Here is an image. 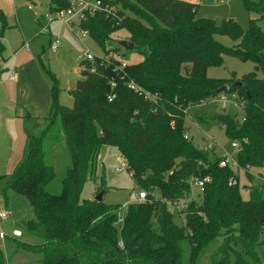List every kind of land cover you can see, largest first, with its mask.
<instances>
[{
    "label": "trees",
    "instance_id": "16d2710c",
    "mask_svg": "<svg viewBox=\"0 0 264 264\" xmlns=\"http://www.w3.org/2000/svg\"><path fill=\"white\" fill-rule=\"evenodd\" d=\"M103 1L116 8V18L98 14L83 23L103 56L79 63L82 80L71 91L73 106L58 103L54 81L42 128L33 135L27 129L30 116L23 120V155L8 187L29 201L35 219L27 230L42 229L44 242L32 246L12 241L40 256L32 264H183V244L188 246L187 264H199L207 253L210 264H260L256 247L264 245L262 191L251 188L249 200L243 201L237 183L229 185L237 174L219 168L215 146L201 150L184 138V118L190 106L231 94L237 95L238 103L242 96L243 118L220 116L219 121L239 145V165L264 170V32L256 20L242 31L231 19L218 24L199 18L197 2ZM243 5L258 20L264 19V0H243ZM0 22L5 24L1 11ZM121 29L133 51L143 56L124 69L109 49L112 35ZM4 30L3 26L0 38ZM216 36L237 43L227 47ZM3 51L0 43V54ZM224 55L251 61L254 71L238 81L233 76L209 78L208 69L221 66ZM130 84L135 90L128 88ZM222 87L227 91L216 93ZM57 124L70 164L58 176L60 190L53 193L57 174L46 160L44 144L52 139ZM102 147L119 152L146 196L126 206L118 226V206L80 197ZM191 178L209 181L203 192L186 202ZM176 203L184 204L178 212L184 219L180 227L173 223L168 207Z\"/></svg>",
    "mask_w": 264,
    "mask_h": 264
},
{
    "label": "rangeland",
    "instance_id": "374dc122",
    "mask_svg": "<svg viewBox=\"0 0 264 264\" xmlns=\"http://www.w3.org/2000/svg\"><path fill=\"white\" fill-rule=\"evenodd\" d=\"M50 0H13L11 5L5 3L2 11L5 24L0 22V29L5 27L0 43L4 51L0 54V212L6 211L8 217L0 220V232L5 236L0 239V256L3 254L4 264H32L39 259V255L19 248L15 241L28 245H39L44 242L43 230L36 232L27 230V224L34 221L35 217L29 201L12 192L9 187V176L20 162L24 149L23 127L24 122L13 116V112H7L3 106L4 101L14 103V84L9 80L10 74H15V67L28 58L36 59L41 64L45 79L50 86L57 82L58 103L67 108L73 106L71 91L76 87L77 81L82 80L79 58L88 52L93 57H102L103 52L99 46L89 37L76 36L65 23L54 20L48 24L45 14L48 12ZM115 1V0H112ZM193 1V0H190ZM256 1V0H252ZM199 4L196 16L212 20L220 24L224 20L235 21L242 31L249 27L250 20H256L257 26L264 32V19L258 20V16L249 13L243 5V0H197ZM118 8H121L118 5ZM128 16L129 13L125 11ZM218 42L227 47L236 45L228 37L216 36ZM59 40L56 53L50 50L53 40ZM128 41L127 32L119 30L112 35L110 43V55L117 56L127 65L136 64L143 60V56L133 50H125L119 43ZM116 49V51H115ZM44 66V69L42 68ZM254 71V64L247 60L224 55L219 67L209 68L207 76L216 79H230L238 81L241 76ZM261 77V73L257 74ZM7 94V97H4ZM236 94H231L229 102L223 108L220 101L213 99L196 106H190L184 118L188 138L195 147H206L207 144L215 146L217 157L225 154L235 155L236 149L231 147L232 140L225 134L219 121L220 116H227L240 121L243 112L234 100ZM238 104L242 100L238 99ZM42 122V120H41ZM40 122V123H41ZM30 121L27 123V129ZM30 127V125H29ZM40 127L36 130L38 133ZM34 135V134H33ZM52 139L44 144L46 160L54 167L57 174L52 183L53 193L60 190L59 177L69 167L70 156L63 145L59 124L52 132ZM58 137V139H57ZM123 165V168H122ZM118 169H121L118 171ZM238 176V191L243 201L249 200L251 188H258L264 196V176L262 168H250L248 173L241 170ZM104 180V181H103ZM141 190L135 185L130 173L126 170L123 159L113 147H102L97 157V164L93 176H87L81 190V199L93 200L99 193L104 192L102 201L105 204L118 206V214L123 217L128 204L134 200ZM193 196H197L198 189L192 188ZM145 200V199H144ZM172 221L177 226L183 225V216H179L177 210L169 207ZM119 224L116 223V226ZM16 233H19L18 235ZM15 240V241H12ZM264 240V233L260 236ZM183 264H187L188 246L183 244ZM260 258V264H264V245L256 247ZM209 254L202 256L199 264H210Z\"/></svg>",
    "mask_w": 264,
    "mask_h": 264
},
{
    "label": "built area",
    "instance_id": "2783aa9c",
    "mask_svg": "<svg viewBox=\"0 0 264 264\" xmlns=\"http://www.w3.org/2000/svg\"><path fill=\"white\" fill-rule=\"evenodd\" d=\"M61 1H64L65 3L64 7H61V3H62ZM98 14H101L107 18L113 19V18H116V8L110 5L109 2H104L103 0H50L49 5H48V12L45 14L44 18L46 20L47 26L54 20H59L65 23L66 25H68L76 36L86 37L89 35H88L87 30L83 28V23H85L89 17L93 15H98ZM58 46H59V40L55 39L50 44V50L53 53H56ZM112 57L121 62V65H120L121 69H124L126 67V63L122 62L119 59L118 55L116 57L115 56H112ZM96 58H101V57H93L88 52H86L85 55L80 57L78 61L79 63L88 62V61L93 62ZM90 71L92 72L93 69H91ZM9 80L10 81L16 80L14 73H12L9 76ZM128 88L131 90H135V87L132 84H130ZM112 98L113 97H110L108 100L111 101ZM219 101L222 107L224 108L226 104L229 102V98L226 96H221L219 98ZM234 105H237L240 108H242L243 106L241 103L240 104L237 103ZM184 138L188 139L187 132L185 133ZM212 147H214V145L207 144L206 147L204 148L199 147V149L209 151L210 149H212ZM231 147L236 149V153L238 152L239 145L236 142H232ZM218 166L219 168H230L234 171L235 174H238V172L241 170H244L246 173H248V170L250 169L249 166L241 167L239 165L237 158H236V154L235 155L225 154L223 157H220ZM122 168H123V165H122ZM120 170L121 169H118V171ZM208 181H209L208 178H204V179L191 178L189 181L190 193H189V196L186 202L193 199L194 197L193 192H192L193 187H196L198 189V192L201 193L204 190V185ZM237 182H238V178L236 180L231 179L229 181V185L234 186L236 185ZM145 197L146 196L144 192H139L134 202H142L144 201ZM168 205H169L168 207L175 208L177 210V213L181 211L184 207V204L182 203L168 204ZM7 217H8V213L4 211L0 212V220L6 219ZM117 218L118 220L116 223L121 224L123 217H120V215L118 214ZM16 234L18 235L19 233H16ZM4 238L5 236L3 235L2 232H0V239L2 240ZM119 246L122 248L121 244H119Z\"/></svg>",
    "mask_w": 264,
    "mask_h": 264
},
{
    "label": "crops",
    "instance_id": "0c3cea01",
    "mask_svg": "<svg viewBox=\"0 0 264 264\" xmlns=\"http://www.w3.org/2000/svg\"><path fill=\"white\" fill-rule=\"evenodd\" d=\"M12 1L0 0V11H4L5 3L11 5ZM185 1L197 2V0ZM2 69L1 66L0 70L2 71ZM15 78L16 80L11 82H15L13 93L15 97L17 94V99L14 103H10L7 98V101L1 104L8 109L7 112L9 111L10 114L14 110L13 116L19 121L21 120L22 124L25 116H30L28 131L35 134L39 127L42 128L43 122L41 120L43 121L48 114L51 104V86L45 79L41 66L36 59L28 58L26 61L19 63L15 67ZM4 97L6 98L7 94H4ZM22 131L25 139L24 130Z\"/></svg>",
    "mask_w": 264,
    "mask_h": 264
},
{
    "label": "water",
    "instance_id": "95a60500",
    "mask_svg": "<svg viewBox=\"0 0 264 264\" xmlns=\"http://www.w3.org/2000/svg\"><path fill=\"white\" fill-rule=\"evenodd\" d=\"M119 45H120L122 48H124L125 50H128V51L133 50V44L130 43L129 41H122V42L119 43ZM226 91H227V87H222V88L216 90V93H218V94H223V93H225ZM102 195H103L102 192L99 193V194L95 197V200L98 201V202L102 201Z\"/></svg>",
    "mask_w": 264,
    "mask_h": 264
}]
</instances>
